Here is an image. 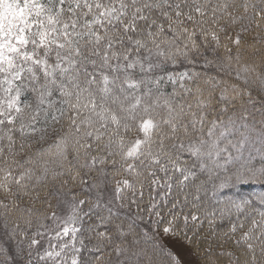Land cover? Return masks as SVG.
Segmentation results:
<instances>
[{"label": "snow or ice", "instance_id": "obj_1", "mask_svg": "<svg viewBox=\"0 0 264 264\" xmlns=\"http://www.w3.org/2000/svg\"><path fill=\"white\" fill-rule=\"evenodd\" d=\"M169 240L264 264V0H0V264Z\"/></svg>", "mask_w": 264, "mask_h": 264}, {"label": "rangeland", "instance_id": "obj_2", "mask_svg": "<svg viewBox=\"0 0 264 264\" xmlns=\"http://www.w3.org/2000/svg\"><path fill=\"white\" fill-rule=\"evenodd\" d=\"M168 244L180 256L182 264H201L203 258L193 246L186 247L185 243L179 240H169Z\"/></svg>", "mask_w": 264, "mask_h": 264}, {"label": "trees", "instance_id": "obj_3", "mask_svg": "<svg viewBox=\"0 0 264 264\" xmlns=\"http://www.w3.org/2000/svg\"><path fill=\"white\" fill-rule=\"evenodd\" d=\"M250 190H251V189L248 188V187L246 186V187L240 189L239 191H241L243 194H247ZM257 190H258V189H257ZM193 247L195 248L196 246L193 245ZM200 256L202 257V255H200Z\"/></svg>", "mask_w": 264, "mask_h": 264}]
</instances>
